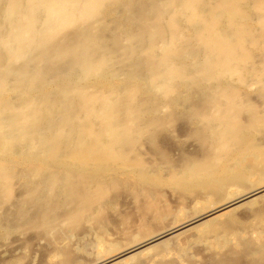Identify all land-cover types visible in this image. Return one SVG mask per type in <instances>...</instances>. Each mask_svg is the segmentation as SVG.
Returning a JSON list of instances; mask_svg holds the SVG:
<instances>
[{"label":"bare ground","instance_id":"6f19581e","mask_svg":"<svg viewBox=\"0 0 264 264\" xmlns=\"http://www.w3.org/2000/svg\"><path fill=\"white\" fill-rule=\"evenodd\" d=\"M0 264H264V0H0Z\"/></svg>","mask_w":264,"mask_h":264},{"label":"rangeland","instance_id":"374dc122","mask_svg":"<svg viewBox=\"0 0 264 264\" xmlns=\"http://www.w3.org/2000/svg\"><path fill=\"white\" fill-rule=\"evenodd\" d=\"M179 123H181V122H176L175 124H173V126L175 127V126H177V124L179 125ZM174 127H173V128H174ZM165 133H167V135H165ZM168 134H169L168 132L164 131V135H165V137L170 136V135H168ZM175 135H176V134H174V136H175ZM172 137H173V136L171 135V138H172ZM175 137H177V139H176V138H174V139L172 138V140H171L170 137H167V138H169L170 141H173V140H174L172 143L168 141V144H169V145H173V146H174V150H173V152L171 153V155L173 156V158L175 157L174 159H176V158L179 157V154H178L177 149L182 150V149H183L182 147H185V148H184L185 150L191 151V150L195 147V146L193 145V143L195 142L193 139H188V137H187V139H185V138H183V136H181V137L184 139V141H185V142H183V139H182V140H179V139H181L180 136H177V135H176ZM178 137H179V139H178ZM175 140H179V142H178V141H175ZM192 141H194V142H192ZM174 142H175V143H174ZM180 142H183V145H184V146H183L182 143H181V146H182V147H180V146L178 145V143H180ZM176 143H177L178 147H180V148H178L177 146H175ZM195 144H196V143H195ZM193 146H194V147H193ZM144 147H145V146H144ZM144 147H143L142 150L145 149ZM181 148H182V149H181ZM146 150H148V149H147V146H146V149H145L143 152L145 153ZM174 153H176V154H174ZM145 154H146V153H145ZM148 155H149V154L146 155L147 158H148L149 156H151V155H149V156H148ZM165 189H166L168 192H171L170 189H168V188H164V190H165ZM164 190H163V192H164L165 195H166L165 200H166L171 206H173V207H174V206H177V207H178V205H176V204H177V203H176L177 201L174 200L173 197H171V196H174L173 193H170V195H169V193H168L166 190H165V191H164ZM171 194H172V195H171ZM174 197H175V196H174ZM176 198H177V197H176ZM175 203H176V204H175ZM177 207H176V208H177ZM174 208H175V207H174ZM12 247L15 248V247H16V244H15V245L13 244ZM34 249H35V247H34ZM16 252H17V251H16ZM16 252H15V253H16ZM18 252H19V251H18ZM18 252H17V254H18Z\"/></svg>","mask_w":264,"mask_h":264}]
</instances>
